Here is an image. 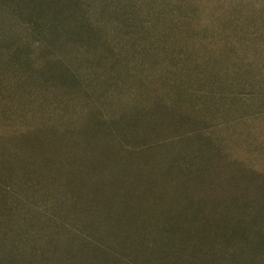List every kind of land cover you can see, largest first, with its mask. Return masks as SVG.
<instances>
[{
	"label": "rangeland",
	"instance_id": "obj_1",
	"mask_svg": "<svg viewBox=\"0 0 264 264\" xmlns=\"http://www.w3.org/2000/svg\"><path fill=\"white\" fill-rule=\"evenodd\" d=\"M143 1L0 0V264H264V0Z\"/></svg>",
	"mask_w": 264,
	"mask_h": 264
},
{
	"label": "trees",
	"instance_id": "obj_2",
	"mask_svg": "<svg viewBox=\"0 0 264 264\" xmlns=\"http://www.w3.org/2000/svg\"><path fill=\"white\" fill-rule=\"evenodd\" d=\"M127 5H129V6H133V5H135L134 4V0H127ZM166 3H168V1L167 0H161L160 1V6L159 5H157V10H156V12H155V15H154V17L156 16V17H159V18H156L155 17V20H157V19H159L158 20V22H160V21H167V22H170V21H172V20H174L173 19V16H171V14H167V17L165 18V19H163L162 20V13H160V11L161 12H164V8L166 7ZM170 3V2H169ZM150 4H152V2H151V0H144L140 5H138L139 6V8H142V9H144V8H146V7H148ZM178 4H176V5H174L173 7H175V6H177ZM156 9V8H155ZM155 9L153 8L152 10H154L155 11ZM154 11H152V12H154Z\"/></svg>",
	"mask_w": 264,
	"mask_h": 264
}]
</instances>
